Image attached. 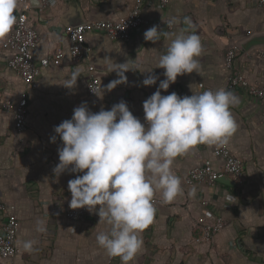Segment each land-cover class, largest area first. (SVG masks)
Returning a JSON list of instances; mask_svg holds the SVG:
<instances>
[{
    "label": "crops",
    "instance_id": "1",
    "mask_svg": "<svg viewBox=\"0 0 264 264\" xmlns=\"http://www.w3.org/2000/svg\"><path fill=\"white\" fill-rule=\"evenodd\" d=\"M27 1L31 5L28 21L37 33L32 48L36 60L55 51H61V57L49 56L47 65L40 67L37 87L31 89L5 62L10 51L3 41L12 30L0 39V99L15 101L22 93L28 97L27 128L21 134L14 131L11 113L0 109V202L4 213L13 205L19 220L13 264H121L119 257H109L97 244L96 235L110 229L106 222H99L98 212L85 208L82 220L64 214L71 209L68 181L73 177L67 171L59 177L53 172L59 163L58 148L62 147L54 127L71 119L74 108L83 103L95 113L102 108L110 110L121 100L147 127L143 102L165 79V70L158 67L159 58L182 30L194 31L201 39L199 74L179 75L166 91L161 90L162 95L199 94L200 82L212 91L224 89V53L234 43L240 50L233 66L250 83L264 84V56L260 55L264 52V6L254 0H168L161 7L157 0H149L142 6L145 22L128 40H111L102 32L88 30L84 38L91 49L89 57L72 63L66 26L84 20L118 19L134 0H48L42 10L38 0ZM19 7L18 0L16 16ZM185 17L194 28L184 23ZM173 18L179 22L167 27L166 21ZM152 26L162 34L159 41L144 38ZM88 63L99 79L98 95L86 90ZM122 63L129 68L127 81L109 90L107 85L119 79L110 69ZM77 72L80 76L75 86H64ZM148 75L158 77L156 84H142ZM231 92L239 98L231 108L238 127L226 146L242 161L241 183L186 185L190 168L204 159L218 168L221 159L213 155L212 146L204 144L178 156L172 170L181 179L183 194L164 203L161 192L155 193L161 204L154 206L153 221L141 234L143 247L130 264H264V101L248 97L242 90ZM52 136H56L55 142ZM192 188L196 189L195 196L189 194ZM216 216L225 220L224 226L209 242H197L198 218L211 223ZM38 220L44 221L46 231L36 230ZM26 240L35 241L32 252L24 251L19 243ZM0 264H4L1 258Z\"/></svg>",
    "mask_w": 264,
    "mask_h": 264
},
{
    "label": "clouds",
    "instance_id": "2",
    "mask_svg": "<svg viewBox=\"0 0 264 264\" xmlns=\"http://www.w3.org/2000/svg\"><path fill=\"white\" fill-rule=\"evenodd\" d=\"M17 7L18 0H0V39L17 23ZM178 22L173 18L166 24L171 28ZM184 23L190 29L195 27L190 18L185 17ZM161 35L157 26H152L144 38L156 42ZM202 52L201 39L194 31L182 30L171 41L158 63L165 70V79L143 102L147 127L123 100L110 110L102 108L95 113L83 103L74 108L71 119L54 127L62 141L59 163L53 169L55 176L66 170L83 173L68 181L69 207L98 212L99 222H106L110 229L96 235L97 244L109 257H119L121 264H130L143 247L141 234L153 221L155 193L161 192L164 203L183 194L181 179L172 170L175 159L200 144L225 146L237 131L231 108L239 98L229 90H207L183 97L176 92L161 94L179 75L199 74L197 58ZM117 65L110 72H117L119 79L107 85L109 90L127 81L126 63ZM78 76V72L73 73L64 86H75ZM157 79L148 75L142 84L151 86ZM51 141L55 142L56 136ZM189 194L195 196L196 189ZM36 230L46 231L44 221H37ZM19 243L24 251L34 250V240Z\"/></svg>",
    "mask_w": 264,
    "mask_h": 264
},
{
    "label": "built area",
    "instance_id": "3",
    "mask_svg": "<svg viewBox=\"0 0 264 264\" xmlns=\"http://www.w3.org/2000/svg\"><path fill=\"white\" fill-rule=\"evenodd\" d=\"M20 7L17 13V23L12 31L3 41L4 47L10 51V55L5 59L6 65L16 71L23 82L31 89L37 87V77L40 67H45L49 56L60 58L61 51H55L48 56L36 60L32 48L37 41V33L33 25L28 21V11L31 5L27 0H19ZM38 8L44 9L48 0H38ZM149 0H134L123 17L118 19L103 18L96 20H86L82 23L66 26L69 45L67 52L72 63L86 60L90 54V46L85 42L84 33L88 30L98 31L105 34L111 40H128L133 30L137 29L145 20L142 17V6ZM161 7H164L168 0H157ZM258 6H264V0H254ZM167 26V24H166ZM240 50L238 43H234L224 53L223 68L227 71L224 89L229 91H243L248 97L264 101V84L250 83L242 74L240 69L233 66L236 54ZM264 56V52H261ZM88 81L86 90L90 95H95L99 88V79L96 76L95 68L92 64H87ZM200 91L210 90L200 82L197 83ZM96 93H94L93 91ZM0 109L11 113L13 118L14 131L21 134L27 128L28 97L26 93L15 101L10 99H0ZM144 117V115H143ZM147 123V122H146ZM212 153L221 159V164L215 168L209 159H204L200 165L194 166L187 171L185 184L213 185L220 178L227 177L235 183H241L243 176V164L240 158L234 156L225 146H212ZM67 171V170H66ZM73 179L81 173L67 171ZM161 204V200L154 196L153 205ZM202 204H206L205 201ZM14 206L8 207V212L4 213L5 207L0 202V258L4 264H13L17 254L15 246V236L19 227V220L13 212ZM65 216L71 219L82 220L85 216V208L70 209L65 211ZM198 234L195 240L209 242L214 233L221 229L225 220L221 216H216L213 222L208 223L203 217L198 218Z\"/></svg>",
    "mask_w": 264,
    "mask_h": 264
},
{
    "label": "water",
    "instance_id": "4",
    "mask_svg": "<svg viewBox=\"0 0 264 264\" xmlns=\"http://www.w3.org/2000/svg\"><path fill=\"white\" fill-rule=\"evenodd\" d=\"M84 21H85V20H84ZM84 21L76 22V23H74V24H68V26H70V25H75V24H79V23H82V22H84ZM218 181L224 182V183H226V184H228V185H230V186H233V185H234V181L231 180V179H229V178H227V177H222V178H220ZM0 233L3 234L2 231H0Z\"/></svg>",
    "mask_w": 264,
    "mask_h": 264
}]
</instances>
